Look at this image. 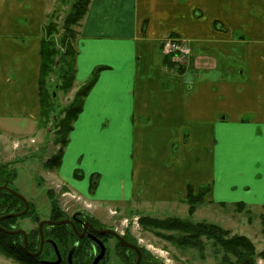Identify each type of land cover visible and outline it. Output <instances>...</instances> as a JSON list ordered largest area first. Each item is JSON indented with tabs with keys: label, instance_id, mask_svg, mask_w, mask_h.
<instances>
[{
	"label": "crops",
	"instance_id": "1",
	"mask_svg": "<svg viewBox=\"0 0 264 264\" xmlns=\"http://www.w3.org/2000/svg\"><path fill=\"white\" fill-rule=\"evenodd\" d=\"M55 1L0 0L1 123L40 122V51ZM77 27L76 87L105 68L57 168L69 192L146 208L183 203L188 185H210L207 201L238 194L251 179L242 189L258 199L264 0H91ZM168 36L190 45L187 60L168 64Z\"/></svg>",
	"mask_w": 264,
	"mask_h": 264
},
{
	"label": "rangeland",
	"instance_id": "2",
	"mask_svg": "<svg viewBox=\"0 0 264 264\" xmlns=\"http://www.w3.org/2000/svg\"><path fill=\"white\" fill-rule=\"evenodd\" d=\"M74 0H56L51 12L54 11V19L59 25L60 33L54 35L60 46V37L63 33L64 20L68 15ZM50 12V13H51ZM78 27L76 26V31ZM78 35V34H77ZM50 91L54 93L55 117L57 123L51 119L45 125L29 122L26 119L4 120L0 122V166L6 165L8 170L17 173L11 180V189L23 195L30 204L26 214L19 216L17 225L27 233L37 229L39 222L50 219L52 203L49 191L53 192L61 209L68 218L79 211L87 218H94L98 225L117 231L123 237L130 238L137 243L144 253H147L154 261L166 264H229L224 260L221 249L217 251L211 240L202 238L203 250L183 246L177 241H172L164 235H177V232L144 228L140 223L141 216L165 219L177 217L187 219L188 204H154L144 206L137 204H118L114 200L105 204H94L90 197L84 195L75 196L68 191L62 182L57 169L51 170L46 166L53 155H57L61 149L60 141L65 133L60 134L58 122L65 117L66 107L73 99L77 89L62 90L57 85L60 83L58 74L52 73L49 78ZM10 121V122H8ZM7 123L5 126L4 123ZM35 136V138H33ZM32 138V139H31ZM80 172L78 171V174ZM100 180V175L95 174L93 183ZM238 194L224 192L218 193L217 199L205 201L199 206L191 219L193 222L216 223L231 231V235H246L256 246V251L264 249V232L260 214L264 205V188L258 199H253L242 189L243 186L256 185L251 179L237 182ZM261 186V185H260ZM242 189V190H240ZM51 193V192H50ZM122 187L117 181L111 185V195L122 194ZM109 194V193H106ZM103 195V194H102ZM220 198V199H218ZM241 198V199H240ZM118 200V199H115ZM246 203L247 211L239 212L236 209L237 202ZM224 202V205L219 204ZM21 212V211H20ZM117 245V240L112 238L108 241L109 253L102 264H124L123 258L128 252ZM43 251V250H42ZM52 258V257H51ZM51 258L49 260H51ZM258 264H264V257H258ZM0 264H21L15 259L7 257L0 252Z\"/></svg>",
	"mask_w": 264,
	"mask_h": 264
},
{
	"label": "trees",
	"instance_id": "3",
	"mask_svg": "<svg viewBox=\"0 0 264 264\" xmlns=\"http://www.w3.org/2000/svg\"><path fill=\"white\" fill-rule=\"evenodd\" d=\"M91 0H74L71 9L64 20L63 33L59 35L60 46L55 40L54 35L60 33L59 25L56 23L54 11L51 12L45 23V35L41 43V68L39 78V95L41 103V125H45L51 119L55 123L57 121V114H55L54 93L50 91V75L57 73L60 83H57L62 90H70L74 87L76 78V58H77V31L76 26L79 25L81 20L85 17ZM165 60L168 64H175L172 61V55H166ZM104 66L97 67L92 73L91 77L82 84L76 91L73 99L66 107L65 117L58 122L59 133H65L64 137L58 141L61 144V149L57 155H53L48 161L46 166L51 169H57L61 165L64 148L69 142V134L73 129V123L83 110L84 100L91 91L92 87L97 81L99 73L104 69ZM57 123V122H56ZM17 173L13 170H8L6 165L0 166V186L8 185L12 179L16 177ZM77 178L82 175L76 173ZM94 179V176H93ZM10 187V186H9ZM211 190L210 185H203L198 188L188 185L187 194L183 202L188 204L187 219L177 217L172 218H153L151 216H141L140 223L144 228L151 230L159 229L166 231L177 232V235H164L169 240L177 241L179 244L188 247H194L203 250L202 238L205 237L211 240L213 246L217 251L221 249L223 257L229 264H258V257H264V249L261 252L256 251V246L252 240L246 235H231L229 229H225L216 223H207L204 221L193 222L191 217L195 214L197 209L206 200L208 193ZM51 192V193H50ZM49 196L52 203V213L50 219L63 220L67 219V214L61 209L57 198L54 197L53 192L49 191ZM213 202V201H211ZM224 205V202L219 203ZM236 209L239 212L247 210L246 203L237 202ZM25 203L13 193L7 190L0 191V217L23 211ZM19 217H11L1 220L0 226L3 229H10L17 225ZM93 223L97 224L94 218H89ZM261 224L264 232V205L263 211L260 214ZM51 229V230H49ZM52 231V232H51ZM45 237H50L54 241L60 253L63 256V261L60 264L67 263V255L70 250L76 245L73 253V261L75 264H90L92 258L86 252L85 246L88 247L85 240L78 239L75 232L67 225H46L44 228ZM112 237V236H110ZM130 240V238L125 237ZM40 231L39 227L28 233V250L38 252L40 246ZM117 244L122 249H125L128 254L123 258L124 264H134L132 259L133 254L130 250L124 247L121 242ZM0 252L7 257L15 259L21 264H45L42 260L55 258V251L52 244L48 243L39 257H34L24 247V238L21 234H8L0 229ZM86 253V254H85Z\"/></svg>",
	"mask_w": 264,
	"mask_h": 264
},
{
	"label": "flooded vegetation",
	"instance_id": "4",
	"mask_svg": "<svg viewBox=\"0 0 264 264\" xmlns=\"http://www.w3.org/2000/svg\"><path fill=\"white\" fill-rule=\"evenodd\" d=\"M74 215L76 216V218H73ZM70 219L73 220L75 228L72 225H70V224H67V225L75 232V234L77 235L78 239L85 240L86 244L88 245V247L85 246V249H86V252L89 254V257L92 258V261H91L90 264L93 263L94 259L101 252V244H100V241L105 244L107 250H106V253H105L104 258L99 262V264H102L103 261H105L106 257L108 256V253H109L108 241L110 239H112V238H114V239H116V238L113 235L104 232L107 228H104V227H102V226H100L98 224L93 223L89 218L85 217L84 214H82L79 211L75 212L71 216ZM45 227H46V225L43 227V232H44V228ZM20 229L21 228L18 225H15L12 228L7 229V230H20ZM49 230H51V229H49ZM17 234H21L23 236L24 242H25L24 235L22 233H17ZM110 236H112V237H110ZM44 237H45V235H44ZM27 238H28V233H27ZM51 240L52 239L50 237H45L44 247L48 243L52 244L51 243ZM126 240L128 242L136 245L140 249L141 259H140V263L139 264H164L163 262H156V261H154L147 253H144V251L142 250V248L137 243H135V242H133L131 240H128V239H126ZM39 241H40L39 244H41V240L40 239H39ZM123 246L124 247H127L125 245H123ZM44 247H43V249H44ZM127 248L130 250V252H131L130 254H133L132 259L134 261V264H136L137 261L139 260V255H138L137 251L134 250L133 248H130V247H127ZM39 249H40V246H39ZM54 251H55V249H54ZM35 253H37V252H32L31 255L34 256V257H39L40 256V255H38V256L33 255ZM62 258H63V256H62ZM56 259H57V256H56V252H55V258L52 257L51 260L48 259L47 261H55ZM66 259H67V263H68V255H67V258ZM45 260L46 259L42 260V262L45 261Z\"/></svg>",
	"mask_w": 264,
	"mask_h": 264
},
{
	"label": "water",
	"instance_id": "5",
	"mask_svg": "<svg viewBox=\"0 0 264 264\" xmlns=\"http://www.w3.org/2000/svg\"><path fill=\"white\" fill-rule=\"evenodd\" d=\"M1 190H7L11 193H13L14 195H16L17 197H19L24 203H25V209L21 212H16V213H11V214H7V215H4L2 217H0V222L1 220L3 219H6V218H11V217H19V216H22L24 214L27 213V211L29 210V207H30V204H29V201L23 196L21 195L19 192L11 189L8 185H2L0 186V191ZM73 218H76V216L74 215ZM62 224H70L72 225L74 228V222L72 219H63V220H52V219H47V220H42L39 222V231H40V240H41V244H40V249L37 253L33 254L35 256H38L41 254L42 250H43V247H44V243H45V237H44V232H43V227L45 225H52V226H55V225H62ZM0 229L3 230L4 232L8 233V234H17V233H22L25 237V242H24V247H25V250L28 251V253L31 254V252L28 250V238H27V233L25 230L23 229H20V230H7V229H3L1 226H0ZM104 232L106 233H109L111 235H113L119 242H121L123 245L127 246V247H130V248H133L134 250L137 251L138 255H139V260L137 261L136 264H139L140 263V259H141V252H140V249L128 242L121 234H119L117 231L115 230H112V229H106ZM51 243L53 244L54 246V249H55V252H56V256H57V259L55 261H43L45 264H60L63 260L62 258V254L60 253L59 251V248L57 246V244L51 240ZM100 244H101V252L100 254L94 259L93 263L92 264H99V262L104 258L105 256V253H106V246L103 242L100 241ZM76 249V245L70 250L69 254H68V264H74L73 262V253H74V250ZM166 264V263H164Z\"/></svg>",
	"mask_w": 264,
	"mask_h": 264
},
{
	"label": "built area",
	"instance_id": "6",
	"mask_svg": "<svg viewBox=\"0 0 264 264\" xmlns=\"http://www.w3.org/2000/svg\"><path fill=\"white\" fill-rule=\"evenodd\" d=\"M163 50L166 54H171L181 62L187 60L192 53V48L185 39L178 36H168L165 38Z\"/></svg>",
	"mask_w": 264,
	"mask_h": 264
}]
</instances>
